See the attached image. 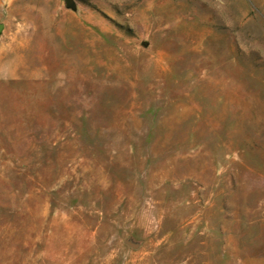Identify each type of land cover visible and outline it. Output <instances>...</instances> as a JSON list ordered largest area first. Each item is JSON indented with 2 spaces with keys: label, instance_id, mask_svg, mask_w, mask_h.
<instances>
[{
  "label": "rangeland",
  "instance_id": "374dc122",
  "mask_svg": "<svg viewBox=\"0 0 264 264\" xmlns=\"http://www.w3.org/2000/svg\"><path fill=\"white\" fill-rule=\"evenodd\" d=\"M0 264H264V0H0Z\"/></svg>",
  "mask_w": 264,
  "mask_h": 264
},
{
  "label": "water",
  "instance_id": "95a60500",
  "mask_svg": "<svg viewBox=\"0 0 264 264\" xmlns=\"http://www.w3.org/2000/svg\"><path fill=\"white\" fill-rule=\"evenodd\" d=\"M67 1H69V0H67Z\"/></svg>",
  "mask_w": 264,
  "mask_h": 264
}]
</instances>
